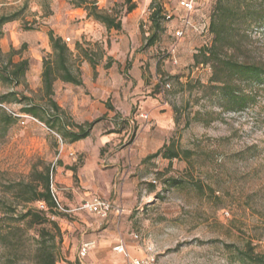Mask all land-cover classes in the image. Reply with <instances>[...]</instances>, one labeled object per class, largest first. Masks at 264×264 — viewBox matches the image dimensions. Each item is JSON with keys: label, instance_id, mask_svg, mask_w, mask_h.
I'll return each mask as SVG.
<instances>
[{"label": "rangeland", "instance_id": "rangeland-1", "mask_svg": "<svg viewBox=\"0 0 264 264\" xmlns=\"http://www.w3.org/2000/svg\"><path fill=\"white\" fill-rule=\"evenodd\" d=\"M71 1L0 0V16L18 15L1 29V60L13 49L12 62L28 61L18 85L0 84V95L20 99L0 105V195L3 186L49 169L55 198L69 211L50 215L61 234L56 264H123L115 244L154 264H241L235 251L247 245L264 253V91L243 111H223L205 88L210 67L194 61L211 42L200 29L215 0L200 3L181 38L174 35L183 25L176 0H157L164 29L151 47H144L151 0H130L136 7L128 14L127 0H95L121 20L119 31ZM49 31L69 47L81 80L53 84L62 126L73 131V124L97 121L74 143L20 112L33 102L55 113L41 90ZM228 54L264 63V27L248 29ZM164 145L179 156L149 158ZM94 198L113 207L106 218L78 209ZM21 227L0 245V264H34L37 228Z\"/></svg>", "mask_w": 264, "mask_h": 264}, {"label": "trees", "instance_id": "trees-1", "mask_svg": "<svg viewBox=\"0 0 264 264\" xmlns=\"http://www.w3.org/2000/svg\"><path fill=\"white\" fill-rule=\"evenodd\" d=\"M201 2L203 0L198 1L196 10ZM71 4L75 8H82L88 18L102 24L107 30L121 29V20L99 9L95 0H73ZM135 7L134 3L127 0L125 12L128 14ZM149 9L151 33L146 37L144 47L153 46L164 29L165 15L157 0H151ZM17 17V14L0 16V38L2 27L16 20ZM204 27H206L205 32L211 35L212 39L209 45L198 50L194 61L196 64L210 67L211 75L205 88L213 93L217 105L223 111H243L255 102L259 90L264 91V63L239 60L228 53L238 49L239 38L248 29L264 27V0H215ZM47 36L51 54L42 60L41 90L55 113L50 117L42 105L33 102L22 107L20 112L37 119L49 130L57 133L62 140L69 143L78 142L89 137L97 121L73 124L72 126L76 128L73 131L62 126L60 117L62 111L52 99L53 84L61 81L78 86L81 80L79 74L72 72L70 68L71 51L66 43L51 31ZM11 54H15L13 49L9 51L7 61L3 63L0 51V84L3 86L18 85L28 69L26 59L12 62ZM85 56L89 64L94 67L95 62ZM17 96L16 92L0 95V105L20 101ZM11 119L8 115V122ZM158 156L171 160L179 155L172 146L164 145L149 158ZM54 197L50 172L47 168L34 173L33 178L28 182L17 181L3 186L0 195V245H5L8 239L13 237L15 239L16 232L22 230V224L27 229L37 228L36 236L32 238L34 264H56L59 258L58 246L61 243V234L57 222L50 217V215L56 216L59 210ZM33 203L43 205V209L31 207L30 204ZM19 207L21 210L17 211ZM235 252L241 264H264V253L255 252L254 246L247 245L245 249H237Z\"/></svg>", "mask_w": 264, "mask_h": 264}, {"label": "built area", "instance_id": "built-area-1", "mask_svg": "<svg viewBox=\"0 0 264 264\" xmlns=\"http://www.w3.org/2000/svg\"><path fill=\"white\" fill-rule=\"evenodd\" d=\"M199 0H178L177 6L178 8L182 11V28H180L179 30H176L174 35L177 38H181L184 35V32L188 29V28H192L193 25L190 24V20L196 10V5L198 3ZM201 33L205 32L206 27H204V25L202 26V28L200 29ZM66 42H69V39H65ZM54 200L57 204V207L59 210L64 211V212H69L68 210H64L62 207H60V205L58 204L56 198L54 197ZM41 208L43 209V205H41ZM79 210H83V211H87L88 213H92L95 214L101 218H106V216L108 215V213L111 212V210L113 209V207L111 206L110 203H108L107 201H103L100 200L98 198H94L90 201H86L84 202L80 208H78ZM117 211V213L119 212L118 209H115ZM89 250V244H83L81 247V256H85L86 252ZM114 251L118 254L123 255L124 257V263L123 264H154V260L150 259V258H145V259H141V258H135V257H130L125 249L123 245L117 244L114 246Z\"/></svg>", "mask_w": 264, "mask_h": 264}, {"label": "crops", "instance_id": "crops-1", "mask_svg": "<svg viewBox=\"0 0 264 264\" xmlns=\"http://www.w3.org/2000/svg\"><path fill=\"white\" fill-rule=\"evenodd\" d=\"M177 3H178V0H176V9H177V11H179V13L182 15V11L178 8V6H177ZM115 245H117V244H115ZM114 245V246H115ZM88 253V251L86 252V254ZM85 254V255H86ZM122 258H124V257H122Z\"/></svg>", "mask_w": 264, "mask_h": 264}]
</instances>
